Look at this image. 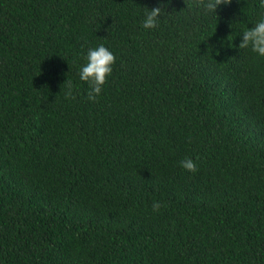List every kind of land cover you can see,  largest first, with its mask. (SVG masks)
Instances as JSON below:
<instances>
[{"label": "trees", "instance_id": "16d2710c", "mask_svg": "<svg viewBox=\"0 0 264 264\" xmlns=\"http://www.w3.org/2000/svg\"><path fill=\"white\" fill-rule=\"evenodd\" d=\"M216 15L0 0V264H264V58L238 48L264 8ZM101 44L116 61L90 102Z\"/></svg>", "mask_w": 264, "mask_h": 264}, {"label": "clouds", "instance_id": "9594fccd", "mask_svg": "<svg viewBox=\"0 0 264 264\" xmlns=\"http://www.w3.org/2000/svg\"><path fill=\"white\" fill-rule=\"evenodd\" d=\"M232 2L233 0H193L196 9L201 10L205 15L215 14L216 17L218 8L229 6ZM238 2L239 0H237ZM166 6V4H161L150 10L146 8L142 27L148 30L157 28L161 18L170 14L165 11ZM260 7L264 8V0H260ZM240 37L239 49H250L258 57L264 58V18L258 20L252 27L243 30ZM85 60L86 63L81 67L79 72V79L88 85L87 99L90 102H96L113 72L116 57L108 48L101 44L98 47L89 48ZM64 84L67 89L65 98L75 99L71 81L66 80ZM180 166L193 174L198 171L197 165L192 159L186 158L180 161ZM161 207L162 204L160 202H153L152 204L154 212L158 213Z\"/></svg>", "mask_w": 264, "mask_h": 264}]
</instances>
